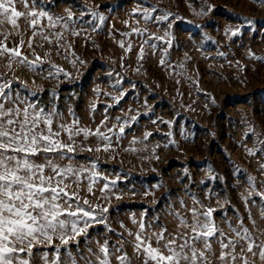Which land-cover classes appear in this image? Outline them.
Here are the masks:
<instances>
[{
  "label": "rangeland",
  "instance_id": "obj_1",
  "mask_svg": "<svg viewBox=\"0 0 264 264\" xmlns=\"http://www.w3.org/2000/svg\"><path fill=\"white\" fill-rule=\"evenodd\" d=\"M39 4L53 16H66L65 10L70 8L76 20L75 31L80 35H73L71 27L49 28L44 23L49 43L40 35L34 36L24 18L18 19V28L7 23L0 26V45L18 48L29 60L39 56L45 61L33 71L0 56V73L13 81V90L46 110L55 105L63 114L57 125H71L78 118L80 127L95 130L107 115L101 127L107 132L113 124L119 126L116 117L137 116L119 143L113 139L108 152L95 151L103 147L95 136L88 140L80 136L76 138L74 159L55 161L85 168L94 162L101 177L110 181L119 176L120 182L113 189L115 195L100 191L104 179L93 185V193H88L83 174L79 187L69 182L68 191L75 192L81 200L88 199L93 206L109 207L108 225L115 233L124 232L121 224L128 231H138L131 219L134 216L139 220L142 214L156 232L161 227L169 233L184 231L174 214L191 221L192 207L215 209V224L230 236L229 225L235 227L238 216L254 234L264 232V201L253 195L255 203H246L249 191L264 192V172L260 171L264 153H259L261 145L257 143L264 141V62L249 57V53L264 57V4L256 0H39ZM97 5L106 20L93 31L78 17L84 6ZM207 5L214 6L212 12L196 14ZM17 8L28 11L19 4ZM136 8H156L153 16L171 13L175 17L170 29L173 47L163 57V66L160 60L166 44L151 37H163L169 29L165 23L145 21L142 14L133 15ZM248 20L254 23L249 26ZM229 27L241 28L242 34L231 37L225 33ZM132 29L143 35H121ZM55 32L62 33L63 38L57 39ZM146 39L148 44L144 43ZM151 43L157 45L155 51ZM141 45L143 60L138 58ZM129 46L131 50L127 51ZM51 65L70 75L48 77ZM120 91L127 95L114 105L111 97ZM53 92L57 94L55 99ZM108 105L113 107L105 112ZM70 108L75 116L69 113ZM153 120L158 122L153 124ZM159 120L171 121L172 127ZM146 132L152 135L144 140ZM134 138L137 142L133 144ZM64 140L67 142L66 134ZM169 140H174L175 145L165 147ZM88 148L93 150L89 152ZM250 149L258 154L249 156ZM248 176L255 181L251 188ZM157 184L159 188L154 187ZM90 235L93 241H103L107 235L110 241L122 243L117 235L106 233L103 226L91 230ZM125 240L132 237L125 234ZM92 246L95 248V243ZM213 247L219 251L217 245ZM125 248L131 252L127 244ZM80 250L86 251L84 241ZM73 252L76 254L74 246Z\"/></svg>",
  "mask_w": 264,
  "mask_h": 264
},
{
  "label": "snow or ice",
  "instance_id": "obj_2",
  "mask_svg": "<svg viewBox=\"0 0 264 264\" xmlns=\"http://www.w3.org/2000/svg\"><path fill=\"white\" fill-rule=\"evenodd\" d=\"M264 4V0H256ZM23 6L26 12L19 11L17 5ZM100 6L89 8L83 7L78 20L81 24H89L93 31L102 27L106 17L98 11ZM212 5L201 8L197 15H208L213 11ZM66 16H53L40 7L39 0H0V26L7 23L13 28H18V19L24 18L33 35H40L44 40H51L44 34V23L49 28L58 25L65 30L72 28L73 35H80L75 31L74 13L66 9ZM156 8H136L133 15L142 14L145 21L156 20L165 23L169 31L163 37H151L155 40H163L166 47L162 51L160 65L165 64L163 57L169 55L168 49L173 47L172 21L175 19L171 13H163L153 16ZM91 17V20L85 19ZM93 21H99L98 24ZM254 21L248 20L250 26ZM133 33L143 35L138 29H132L131 33H121L130 36ZM225 33L231 37L242 34L241 28H225ZM57 39H62V33H53ZM148 39L144 41L148 44ZM23 41L21 42V44ZM153 51L157 49L155 43L149 45ZM29 47H32L29 42ZM124 48L123 42L120 44ZM127 51H130V46ZM223 55V53H220ZM0 56H7L10 61H15L33 71L45 63L43 58L35 56L29 60L22 56L18 48H7L0 45ZM250 58L264 62V57L254 56L249 53ZM144 58V47L141 45L139 57ZM79 63L84 61L79 60ZM75 64V61H74ZM9 68L12 67L10 62ZM183 67V65H181ZM139 71V68H137ZM61 73L68 77L70 74L56 65H51L47 72L50 78H56ZM120 81H117V85ZM134 87V86H133ZM99 93V89H96ZM32 92V95H35ZM127 95L120 91L118 96H112L114 105H118ZM53 98L57 94L53 92ZM147 105V100L144 101ZM214 103V101H213ZM95 104L92 111H95ZM113 105H108L105 109ZM69 113L75 116L70 108ZM62 113L53 105L50 110L39 107L22 96L19 91L13 90V81L5 79L0 73V264H264V232L254 234L245 226L243 219L237 217L239 223L233 227L229 225L231 236L224 233L215 224V209L208 207L204 210L192 207L190 209L191 221L175 213L179 223L185 230L169 233L166 227L156 232L151 224H146L143 214L137 220L134 216L131 222L137 225L138 231L131 232L121 224L124 232L115 233L108 225L109 207L102 205H91L88 199H79L75 192H69V182L76 187L82 182V175L87 179V191L93 193V185L104 179L101 192H111L120 182V177L107 180L96 171L93 162L90 168L74 167L72 163L59 164L56 160L74 159L76 153V138L83 136L84 140L95 136L103 147H96L95 151L108 152L113 146V139L119 143L126 132V128L137 121L133 115L122 119L116 117L119 126L113 124L107 132L101 131L108 116L105 115L101 125L95 130L80 127L78 118H74L71 125L63 122L57 125V120L62 118ZM153 120L152 123H157ZM160 123L172 127L171 121L159 120ZM67 135V142L64 140ZM252 130L249 131V135ZM152 133L146 132L143 139L147 140ZM171 136V133H168ZM135 138L132 143H136ZM174 140H169L164 146L175 145ZM261 145L259 153H264V141H257ZM84 150V149H82ZM88 148L87 151H92ZM257 151L249 150V156H256ZM158 159V156L156 157ZM238 173L242 170H237ZM260 171L264 172V164L260 165ZM187 169L185 175L187 176ZM126 175V174H125ZM210 179L215 177L210 176ZM250 186L255 185L251 176L247 177ZM111 185V187H110ZM154 187L159 188L157 184ZM134 193V189H133ZM150 193L146 192L145 195ZM255 195L260 201H264V192L249 191L246 203H255L251 197ZM116 196V199H120ZM195 200V198H193ZM183 203V201H181ZM264 216V212L261 213ZM226 219V218H225ZM255 224V220H253ZM97 226H103L106 233L117 235L122 243L110 241L105 235L103 241L92 240L91 230ZM125 234L132 240H125ZM56 241H59L57 244ZM81 241L85 242L86 251L80 250ZM95 243V248H93ZM125 244L131 248L127 251ZM217 245V251L213 245ZM75 247V253L73 252Z\"/></svg>",
  "mask_w": 264,
  "mask_h": 264
}]
</instances>
